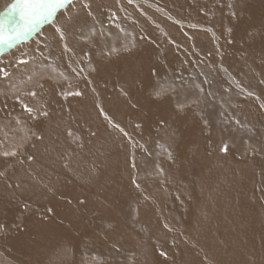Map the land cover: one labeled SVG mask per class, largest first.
Masks as SVG:
<instances>
[{"label":"bare ground","instance_id":"1","mask_svg":"<svg viewBox=\"0 0 264 264\" xmlns=\"http://www.w3.org/2000/svg\"><path fill=\"white\" fill-rule=\"evenodd\" d=\"M15 2L0 0V13ZM113 26H120L124 36L132 35L135 44L120 55L102 57L109 45L103 35L113 36ZM88 30L100 39L74 43ZM213 38L222 41L217 47L224 58L233 52L234 64L242 70L252 66L264 86V0H71L54 22L37 25L14 46H0V264H71L86 251L113 255L110 248L118 246L116 239L125 236L128 223L113 210L126 212L132 197L138 202V226L148 229L141 236H147L151 264H224V252L229 257L233 253L222 243L202 249L203 261L197 258L195 248L204 241L195 238L194 228L201 216L196 209L202 205L189 189L183 195L179 187L180 181L187 185L188 167L201 177L204 192L219 196L214 208L206 201L210 195L205 200L211 220L207 226L227 236L236 225L221 209L231 206L232 219L244 226L246 248L239 249L244 259L257 264L264 260V185L258 191L251 186L264 183L258 154L244 160L199 143L202 127L189 119L192 109L174 110L166 98L145 93L153 80L162 78L185 87L186 60L180 58L195 50L197 41L214 48ZM187 39L191 46L185 45ZM89 65L92 73L77 72ZM33 69L35 74L50 69L58 76L32 88ZM19 85L22 92L13 91ZM259 95L264 100V91ZM237 110L264 116L262 107L253 103H241ZM181 136L186 143L192 141V152L197 149L193 157L180 143L184 140L179 142ZM158 145L168 146L173 158L166 155L161 161L160 177L137 184L133 158L145 157ZM194 153L203 156L202 166L195 163ZM154 189L166 203L145 197ZM244 192L247 198H241ZM247 209L249 217L242 215ZM103 220L112 223L109 231ZM153 231L166 233L161 245L150 239ZM172 244L176 254L168 248ZM133 257V263L145 264L142 255L134 252Z\"/></svg>","mask_w":264,"mask_h":264},{"label":"rangeland","instance_id":"2","mask_svg":"<svg viewBox=\"0 0 264 264\" xmlns=\"http://www.w3.org/2000/svg\"><path fill=\"white\" fill-rule=\"evenodd\" d=\"M181 26L184 27V25H181ZM93 31L94 30L86 31L87 33H85L83 37H81V38L79 37V38L75 39V41H77V42H74V43L81 45L84 43L91 42L93 40L98 41L100 39V37L99 38L95 37V33ZM124 32L125 31L122 30L120 28V26H113V32H112V34H114L113 36L111 34H107V35L105 34V36L103 35L104 42L106 44H109V45H107V47H108L107 51L102 50V53H101L102 57L106 56L107 54L110 57L111 56H117V55L122 54V52L133 48L132 46H134V44H135L133 36L132 35H125L124 36V34H127L126 32L125 33ZM128 36H130V37L128 38ZM105 37H106V39H105ZM213 39L216 40V42L213 40L216 48L215 47L213 48V46H211V45H208V44L206 45L205 43L197 41L196 42L197 47L195 48V50L190 49L191 51L189 53L185 54L186 58H188V59H186L184 57L180 58L181 62H182V60H183V62L186 60L184 63L185 65L182 66L183 67L182 70L185 69L184 71H186V72H184V79H183V80L186 79V81L184 83L185 87H183L180 83H179L180 85L177 86V84L176 83L173 84V82L171 80H169L167 78H162V79L153 80L154 83H152V85H150V86H147V91L145 93H146V95H149L152 99H159V98L165 99L166 98L167 100H169L171 102V106L174 110H178V111H184L185 110V112H188L192 109V111H193V112H191L192 118H189V119H191V121H193V123H198L202 127V131H201V135H200V138L202 140H200V142H199V139L197 138L199 143L205 142V144H207L210 147L219 148V149L221 148L220 150H223V151L227 150L226 152L234 154L237 157L239 156L238 157L239 159H244V160L250 159L251 156H254L257 153L258 157L260 158L259 159L260 163L263 165V170H264V116L260 115L259 112L253 111V110H251L252 112H250V111L249 112L248 111L243 112L242 111L243 113H241L239 110H237L238 106L241 103H248V104L253 103L255 105L257 104L258 107H262V109L264 110V104H263L264 100L259 95L260 93H263V91H264L263 87L264 86L261 85L262 84L261 81L259 82L257 80L258 78H256V75L254 74L252 66L248 65V67H245V69L242 70V65H240V66L235 65L234 59H233L235 54L233 52H229L230 58H224V55H223L224 53L222 51L218 50V47H217L220 44H222V41L219 38H213ZM186 41H187V43L185 42V45L191 46V44H192L191 39L190 40L187 39ZM190 55H191V58H190ZM218 58H219V60H218ZM180 59H179V61H180ZM206 65H207L208 69H207V67L204 68V66H206ZM193 66H195L194 69L192 68ZM83 67H84V65H83ZM83 67L81 66V68H79V70L81 72L77 71L79 74H82L83 76H85L89 72H91V73L93 72V69L90 68V65L87 67L85 66V68H83ZM36 71H37V69L32 70L33 74L35 75L34 77H32V78H34V80H33L34 82L31 83L32 88L37 85V82H40L43 79H49L50 78V80H54L58 76V75L56 76L55 74H53V72L50 69H48L47 71L44 70V71L40 72L39 74H37V73L35 74ZM82 71H83V73H82ZM238 71H240V72H238ZM189 72H191V74ZM252 72H253V74H251ZM193 73H194V75H193ZM195 73H196L197 77H195ZM185 74H187V75H185ZM188 74H190V75H188ZM186 76H188L189 79L194 78L193 80L195 82L192 80V82H193V83L191 82L192 84L188 83V82H190V80L188 78H186ZM67 80H68V78L65 81L67 82ZM176 82H178V81H176ZM179 86H181V87H179ZM22 88H23V86L19 85V86L15 87L13 89V91L22 92V90H23ZM188 122H189V120H188ZM22 130L24 131V129L21 128L20 132H19L20 137H21V139L19 140V143L22 141L23 135H24ZM195 133H197V132H195ZM195 133H194V135H195ZM197 135L199 136L198 133L196 134V136ZM181 137L183 138V136H181ZM182 138H179V142L181 140H184V141H181L180 143L183 145V148H186L184 146V144H185V145H187L188 149H191L190 150L191 156L193 157L192 153L195 152V150L197 152V149L194 148V151L192 152V148L194 146V145H192L193 144L192 141L190 140V143H186V140H185L186 138L185 137L183 139ZM190 144H191L192 148H189ZM20 145L23 146L24 144H20ZM8 150L10 152V149H8ZM172 152L173 151L170 150V148L168 146L163 149L161 146L158 145L154 149L149 150V152H147V153L145 152V154H144L145 157H143V156H142V158L141 157H134L132 162H131L132 164L134 163L133 168H132L133 169L132 170V178L134 177L133 178L134 181L136 182L138 180L136 183L140 184V182H143L145 180L144 178L147 179L149 176L150 177H160V175L164 173V170L161 169L160 163L163 159H166L167 156H168L167 159L173 158L174 153L172 154ZM194 154H196L198 156V157L194 156V160L197 159L195 161V163L202 166L203 156L200 155L199 153H194ZM165 156H166V158H165ZM217 159L219 160L220 158H217ZM140 161H142V162H140ZM147 162H149V163H147ZM140 163H141V165H140ZM154 163H156V164H154ZM158 163L160 166L158 165ZM147 164H148V166H147ZM187 169H188V173H187L188 177L190 176L191 178L186 177V179H187L186 181H187L188 186L186 185V183L180 181V184H179L180 185L179 187H181L180 192H181V194L185 195L184 193L187 191L186 189H189L188 194L192 193L194 198L199 197V205L203 206V208L201 206V207L196 209L197 212L199 211V215H201V216L196 218L197 226L194 228V230L196 229L195 230V233H196L195 238H199V241H204L207 245L204 242H202V243L200 242L196 246L195 250H197V253H198V256H197L198 260L203 261L205 259V258L203 259V257H204L203 250L210 248L209 245L219 248L220 244L222 243V245H224V247L226 249H231L230 251L234 255V256L230 255V257H229L228 256L229 253L226 254L224 252L222 258L224 259L225 263L224 262H222V263H224V264H234V263L235 264H237V263L238 264H254L255 262L251 263V262H248L246 259H244V254L241 252L243 250L244 246L246 248V244H245L246 236L244 235L245 232L243 233L244 230L242 229L244 226H243L241 220H240V222L237 221V222H239V223H237V222H235L236 220L232 219L233 216L230 212L231 206H225V208L221 209V214L226 215V217L228 216L227 219L230 220L231 223H235V225H236L235 229L232 230L231 232H229L230 234L228 233L227 236H225L224 234H221V235L227 237L226 240L218 241V239H220V240L223 239L220 237L221 235H218L216 233V231H212L213 230L212 227L207 226V225L211 224V220L209 219L210 217L208 216V214L204 211V209L206 210L205 204H207V202H210V200H211V202H210L211 204L210 203H208V204L212 205V206H210L211 208H214L215 204H217L216 201L219 198V196L216 193H213L210 195L209 193L204 192L202 190L203 188L201 186L202 185L201 177L199 175H197L194 170L191 171V169H192L191 167H188ZM199 181H200V183H198ZM257 183H259V184H257ZM260 185H264V183L262 181H256L255 183H252V185H251L253 187L252 190L258 191L257 187H259ZM197 186H199V187H197ZM156 191L157 190L154 189V191L151 192L152 195H149L151 197H148V194H145V197L147 195V198H150V199L156 198V200H158L159 202L161 201V202L166 203L164 195L161 193V191L160 190L157 192ZM199 192H201V193H199ZM203 192L205 194L204 196L202 195ZM244 193H246V192H244ZM153 194L155 197H153ZM247 195L248 194L246 193V195H242L241 198H245V197L247 198L248 197ZM136 198L139 199L138 197H136ZM207 198H209V199H207ZM205 200L207 202H205ZM128 201L130 203L127 202L128 206L124 208L125 210H127L126 212L121 211V209L119 211V208L113 210L115 216L116 215H117V217H119V216L124 217L125 216L126 219H128L127 220V222H128L127 227L125 228V231H127V232H125V233L123 232L125 234V236H119L118 237L119 240L116 239L117 242L119 241V243H116L118 246L114 245L113 246L114 248H110L111 253H109V254H113V255H108V257H102V255H100V253H103V252L96 251V254L90 255L89 252L86 251L87 255H85L86 253H82V255L78 256L74 260V262L71 264H105L106 262H110V264H135V263H133V262H135L134 261L135 259H134V257L132 258V256H134V252L138 256L139 255L143 256V261H145L144 262L145 264H151L150 259H148L149 258V255H148L149 251L146 249L148 247L147 241L144 239V238H147V236L146 237L141 236V235H145L144 233L146 231H148V229L147 228L143 229V228H140V226H138V223L141 224V222H140L141 220H140V214H139V211L137 208V204H138L137 200H135L134 197H132ZM201 202H203V203H201ZM204 205H205V207H204ZM248 209L245 211L246 213H242V215L245 214V216H247V215H248V217L251 216L250 210H248ZM248 213H250V214H248ZM230 216H231V218H229ZM254 217L256 218V215ZM176 218L177 217L175 216L174 219H176ZM135 220H136V222H135ZM107 221H111V220H107ZM107 221L103 220V222L106 224V226L104 225L105 229L107 231H109L112 227V223H109ZM174 222H175V220H174ZM231 226H233V224H231ZM241 226H242V228H241ZM140 229H142V230H140ZM153 233L155 234V236ZM153 233L150 234V239L152 238V240L153 239L156 240V243H158V244L160 243V245H161L160 240H164V239L166 240V237H165L166 233H164V232L158 233L155 231H153ZM138 235H140V236L138 237ZM193 235H194V233H193ZM137 238H139V239L141 238V239L139 240ZM201 238L202 239L206 238V240L208 242L206 240H202ZM138 241L140 244L139 243L137 244ZM153 243H154V241H153ZM138 245H140V246H138ZM171 246L173 247L174 250L172 249ZM168 248L170 249L172 254H176L177 248L173 244L168 246ZM239 249H241V251ZM200 253H201V255H199ZM146 255L148 256V258L146 257ZM224 255L229 257V258H225ZM114 256H116V257H114ZM236 259H238V260H236ZM129 260H131V261H129ZM255 264H257V263H255ZM260 264H264V260L263 261L261 260Z\"/></svg>","mask_w":264,"mask_h":264},{"label":"snow or ice","instance_id":"3","mask_svg":"<svg viewBox=\"0 0 264 264\" xmlns=\"http://www.w3.org/2000/svg\"><path fill=\"white\" fill-rule=\"evenodd\" d=\"M70 2L71 0H16L6 9V13H0V16L7 17L0 19V46H14L18 40L34 31L37 25L54 22L57 12ZM25 107L27 108L26 105ZM27 110L32 111L31 108Z\"/></svg>","mask_w":264,"mask_h":264}]
</instances>
